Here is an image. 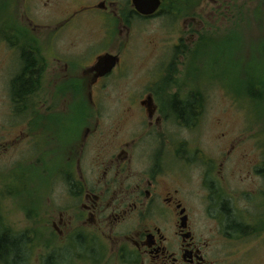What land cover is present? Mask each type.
I'll list each match as a JSON object with an SVG mask.
<instances>
[{
  "label": "flooded vegetation",
  "instance_id": "flooded-vegetation-1",
  "mask_svg": "<svg viewBox=\"0 0 264 264\" xmlns=\"http://www.w3.org/2000/svg\"><path fill=\"white\" fill-rule=\"evenodd\" d=\"M159 1L153 13L143 14L135 9L132 0H45L40 4L46 8L47 23L32 28L44 27L56 35L68 30L84 32L89 26L110 42L117 29L128 33L135 19L146 23L162 13L181 17V10L170 9L181 0ZM206 1L203 16L210 27L214 21L223 32L240 31L247 22L242 9L245 0ZM251 1L255 2L252 19L260 24V0ZM186 13L188 17L181 22L187 27V37L178 36L169 44L159 68L151 75L147 71L143 74L145 87L132 91L128 104L114 113L117 118L108 125L101 122L98 105L91 98L101 91L104 80L120 68L121 54H114L118 56L116 65L100 76L96 62L103 54H95L83 63L79 46L74 77L77 87L72 91L92 102L86 108L82 101L85 109L80 110L77 141L66 151L67 157L73 156L69 160L78 175L68 181L67 192L73 198L69 204L79 211L76 215L59 211L49 224L51 238L62 239V245L71 240L73 247L92 256H86V264L97 263L102 256L104 264H264L262 258L249 257L254 244L244 254L233 247H238L246 227L253 231L250 239L256 238L257 243L264 240V225L258 224L264 213L257 210L264 205V175L255 169L261 166V160L239 152L235 139L217 137L211 152L197 148L192 138L177 136L181 127L191 131L208 109L206 91L179 85L178 62L188 54L191 67L190 56L197 43L196 11ZM26 20L32 21L28 16ZM2 22L0 41L4 43L3 32L9 26ZM16 23L14 19L10 27L17 29ZM88 42H94L93 36ZM163 47L164 43L157 50ZM17 48L20 57L22 46ZM238 64L239 71L242 65ZM173 78L177 84L173 89L166 88ZM258 89L257 85L254 90ZM97 138L98 142L92 141ZM87 140L89 147H85ZM197 151L205 161L198 178L194 156ZM245 164L249 169L242 168ZM2 220L0 215V238L5 235ZM10 237L17 240L13 264H25L20 232ZM33 237L30 248L35 249ZM53 255L54 252L48 254L47 264Z\"/></svg>",
  "mask_w": 264,
  "mask_h": 264
},
{
  "label": "rangeland",
  "instance_id": "rangeland-1",
  "mask_svg": "<svg viewBox=\"0 0 264 264\" xmlns=\"http://www.w3.org/2000/svg\"><path fill=\"white\" fill-rule=\"evenodd\" d=\"M42 1L45 0H0V30L4 24L2 20L9 26L3 32L4 43L0 41V215L8 236L20 232L21 256L25 264H47L45 259L51 252L54 255L50 264H86V256L92 258L88 252L73 247L71 240L65 241L63 246L62 239L51 238L49 224L59 211L70 215L79 211L77 206L69 204L73 198L67 192V175L71 179L78 175L69 160L73 156L66 155L77 141L80 110L85 109L81 107L82 101L86 108L92 105L89 98L72 91L77 87L74 77L79 46L83 63L95 54H121L120 68L104 80L101 91L96 96L93 93L91 98L98 105L101 122L108 125L117 118L114 113L128 104L127 98L132 91L145 87L143 74L147 71L151 75L159 68L169 44L178 36L187 37V27L181 20L188 17L184 15L188 14L186 12L196 11L197 43L190 56L192 65L188 67L189 55H185V59L178 62V78L181 79L180 87L207 92L208 109L191 131L181 127L177 136L192 138L197 148L211 152L217 137L235 139L239 152L261 160V167H255L257 173L263 168L264 0H260V24L252 19L251 9L255 2L244 1L242 9L247 22H243L240 31L223 32L214 21L210 27L203 16L206 0H190L188 5L177 1L170 9L181 10V17L162 13L146 23L135 19L128 33L117 29L110 42L86 25L80 33L68 30L54 35L44 27L33 30V25L47 23ZM27 16L31 22L26 20ZM14 19L17 29L10 27ZM92 36L94 42L90 44L88 38ZM162 43L165 47L157 50ZM17 46L31 49L38 62L40 79L24 103L15 106L10 88L12 78L21 67ZM238 62L242 65L239 71ZM257 85L260 89L254 90ZM20 106L26 107L25 112L19 111ZM97 140L100 139L92 141ZM89 142L85 141V147H89ZM67 144L70 145L65 148ZM194 156L198 178L205 161L198 151ZM242 168L247 170L249 166L245 164ZM257 210L264 213V205ZM258 224L263 226L264 219ZM252 232L246 227L238 247H233L244 254L254 244L248 252L249 257L264 260V240L257 243L256 238L250 239ZM32 235H35V249L30 248ZM14 262L10 254L0 259V264ZM104 263L103 256L97 263L93 262Z\"/></svg>",
  "mask_w": 264,
  "mask_h": 264
},
{
  "label": "trees",
  "instance_id": "trees-1",
  "mask_svg": "<svg viewBox=\"0 0 264 264\" xmlns=\"http://www.w3.org/2000/svg\"><path fill=\"white\" fill-rule=\"evenodd\" d=\"M181 2L188 5V3H190V0H181ZM176 50L178 51V48ZM177 51L174 53V56L177 55ZM19 59L21 67L18 73H16L12 78L10 88L11 99L15 106L17 105V103H24V100L27 98V96L34 92L35 88L37 87L38 80L40 79L38 62L36 57L32 54L31 49L26 50L22 47ZM176 84L177 79L173 78L170 81V84L166 86V88H172L173 85ZM25 108H23V106H20V110L22 112L25 110ZM259 173L264 175V161L263 168L259 170ZM68 180L70 181L71 178L68 177ZM16 245L17 240L13 237L8 236L7 232L5 231L4 237L0 238V259H6L9 254L15 256L17 254Z\"/></svg>",
  "mask_w": 264,
  "mask_h": 264
},
{
  "label": "water",
  "instance_id": "water-1",
  "mask_svg": "<svg viewBox=\"0 0 264 264\" xmlns=\"http://www.w3.org/2000/svg\"><path fill=\"white\" fill-rule=\"evenodd\" d=\"M135 6V9L143 14L153 13L160 4L159 0H132ZM118 61V56L105 53L101 55L96 62V70L98 75L102 76L112 70Z\"/></svg>",
  "mask_w": 264,
  "mask_h": 264
}]
</instances>
